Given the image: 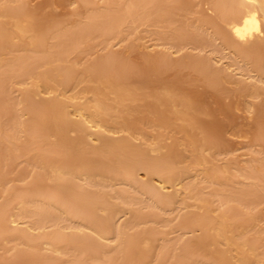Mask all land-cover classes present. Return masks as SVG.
Segmentation results:
<instances>
[{
    "label": "bare ground",
    "instance_id": "obj_1",
    "mask_svg": "<svg viewBox=\"0 0 264 264\" xmlns=\"http://www.w3.org/2000/svg\"><path fill=\"white\" fill-rule=\"evenodd\" d=\"M79 1L88 14L60 27L41 3L0 0V264H143L159 239L158 264H264V154L217 163L205 98L252 96L264 141V0ZM153 24L191 48L134 60ZM109 33L125 49L83 63Z\"/></svg>",
    "mask_w": 264,
    "mask_h": 264
},
{
    "label": "rangeland",
    "instance_id": "obj_2",
    "mask_svg": "<svg viewBox=\"0 0 264 264\" xmlns=\"http://www.w3.org/2000/svg\"><path fill=\"white\" fill-rule=\"evenodd\" d=\"M102 1V0H99ZM28 3L32 6L38 5L39 3L43 4V12L48 13H54L56 15V19L52 22L55 26H69L76 20L81 19L85 15L88 14L90 10H87L85 7L83 1L79 0H28ZM208 4H205L206 8ZM210 10V9H209ZM181 12H185V10H181ZM194 12H189V16H194ZM156 26L158 25H150V28L148 30H142L141 35L142 37L138 39V42L140 43V46L131 51V56L134 60H138L142 57V53L145 50H152V51H159L161 49H166L169 52L173 54L174 57L179 56L182 54L183 51L188 50L191 48V44H187L186 47H184L182 50H178V46L173 45L171 41L168 39H158L157 33H156ZM91 42H83L79 51H78V57L82 59V62L92 59L95 55L99 53H105L108 49H114V50H124L126 47V44L128 43V40H121L118 36L114 34H107L105 37H102L100 35H95L91 40ZM89 43L93 44V48H88ZM157 43V44H156ZM22 53L24 50H20ZM227 51V50H226ZM42 53V52H40ZM224 53V52H223ZM222 55V54H220ZM223 62H229L227 58L222 59L219 61V63ZM83 65V64H81ZM44 67V66H43ZM237 67V65L232 66V68ZM249 77L248 79H250ZM197 88L199 90H206L203 83L199 82L197 85ZM209 94L206 95L207 104L210 109L214 111V116L218 118L222 123V131L220 134L221 138V145L215 149L212 148L211 150L215 152V158L214 160L217 163H222L226 158H234L236 162H243L247 157L251 156L257 149H260L259 153L264 154V141H258L254 138V132L256 129V118L252 115V112L246 107V100L253 98L252 96H247L245 94L240 93H227L223 92L218 97L215 98L216 93L212 89H208ZM206 117L210 118L211 114H205ZM213 116V117H214ZM22 166H26L25 168L31 170V165H29L28 161L23 160L19 164V168ZM23 167V168H24ZM26 170V169H25ZM19 171V170H18ZM17 171V172H18ZM28 171V172H29ZM17 172H11L9 173V178L12 180L11 182H20L18 181V174ZM144 172H142V175ZM24 181V180H23ZM10 182V183H11ZM22 183V181H21ZM173 209L170 211V216L174 217V220L177 221L178 214L184 209L182 208V205L179 203L173 204ZM177 215V216H176ZM176 216V217H175ZM128 217V214H125L123 212H120V214L117 216L118 222H121L125 220ZM263 220L262 223H264V212H263ZM21 224L26 225L27 219H21L16 220L13 222V224ZM161 226V225H160ZM165 229H169V224H166L161 226ZM180 233V230L169 232L170 236H176ZM193 234L192 230H189L184 233V237H189ZM112 241H115V238H111ZM162 240H157L156 247L154 248L153 253L148 258V261L143 264H158L156 262V253L158 248L161 245ZM2 252V249H0V253ZM168 256H174L169 254ZM66 257L63 256L61 258L60 264H66ZM170 257L166 258L165 264H170V262L173 261V259L170 260L168 263V259ZM11 259L5 258L3 259V264H9ZM205 264H211V263H205Z\"/></svg>",
    "mask_w": 264,
    "mask_h": 264
}]
</instances>
